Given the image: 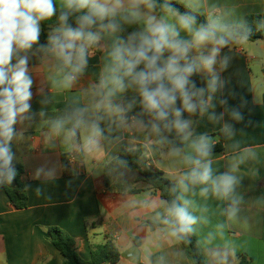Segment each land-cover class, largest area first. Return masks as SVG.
I'll use <instances>...</instances> for the list:
<instances>
[{"label": "clouds", "instance_id": "obj_1", "mask_svg": "<svg viewBox=\"0 0 264 264\" xmlns=\"http://www.w3.org/2000/svg\"><path fill=\"white\" fill-rule=\"evenodd\" d=\"M256 30L264 32V19ZM251 35L234 7L209 0H0V186L18 175L12 142L37 115L46 116L43 107L32 111L35 74L42 77L41 105L64 96L63 109L45 123L68 151L87 156L105 142L141 136L147 152L164 150L178 169L171 198L147 205L158 232L190 243L208 228L200 243L212 264H229L235 245L226 229L244 201L241 166L260 163L261 155L234 139L246 101L234 107L226 98L230 80L222 74L231 57L224 49ZM97 54V70L82 83ZM205 119L230 142L223 145L230 153L224 171L214 154L217 135L197 130ZM214 215L224 219L213 224Z\"/></svg>", "mask_w": 264, "mask_h": 264}, {"label": "crops", "instance_id": "obj_2", "mask_svg": "<svg viewBox=\"0 0 264 264\" xmlns=\"http://www.w3.org/2000/svg\"><path fill=\"white\" fill-rule=\"evenodd\" d=\"M209 3L234 7L236 18L245 20L248 15L258 14L264 19V0H209ZM224 53L231 57L229 68L222 74L230 80L225 90L229 105L240 107L246 101L240 108L244 120L233 122L234 139L241 141L242 146H256L261 155L260 163L241 166L243 182L238 191L244 201L237 219L229 222L226 229L227 238L235 245V253L229 254V264H238L241 255H246L250 264H264V40L237 43L231 51L224 49ZM98 61L99 54L90 61L82 83L97 70ZM32 63H36L35 59ZM34 79L32 111L38 113L43 107L46 116L37 115L30 126L23 128V138L11 145L14 165L24 169L21 181L26 186L28 207L15 209L0 186V264H62L64 257L47 238L49 227H59L68 233L85 261L91 258V247L105 243L109 237L121 254L116 264H192L180 243L158 232L152 221L154 210L147 205L159 204L163 199L148 184L136 183L137 173L123 170L120 180L127 183V189H139L138 193L109 191L105 186L104 166L115 160L122 148H143L140 142L143 137L136 143L105 142L102 151L87 156L68 151L60 138L50 135L45 123L63 109L64 96L56 95L50 103L41 105L42 97L36 88L42 77L34 74ZM45 88L51 95L46 85ZM216 110L222 108L218 106ZM218 127L205 119L197 130L217 135L220 142ZM225 143L230 142L224 140ZM214 154L219 170L224 171L230 153L224 148ZM142 162L149 169L160 170L171 181L178 169L164 150L146 151ZM41 168L43 171L37 174ZM216 203L210 201L213 208ZM223 219L219 215L212 217L213 224ZM208 230L199 228L195 237L208 264H212L209 249L200 243Z\"/></svg>", "mask_w": 264, "mask_h": 264}, {"label": "trees", "instance_id": "obj_3", "mask_svg": "<svg viewBox=\"0 0 264 264\" xmlns=\"http://www.w3.org/2000/svg\"><path fill=\"white\" fill-rule=\"evenodd\" d=\"M173 2L175 3V0H173ZM175 6L180 8L181 11H185L182 5L177 4ZM201 20H203V17H201ZM261 20L262 17L258 14L248 15L245 18L249 27L252 28V35L248 41L258 42L264 40V32L256 30V25ZM46 32L47 28L45 26V31L40 38L41 44L46 42ZM223 144L224 138L221 136V141L217 144L214 152L223 151ZM145 153L146 150L144 148L132 150L122 148L119 156L111 163L104 166V181L106 188L109 191L119 193L127 192L135 194L140 192L139 189L135 188L127 189L125 183L120 180L121 172L123 170H129L138 174L136 183L142 181L148 184L154 192L159 193L163 200L170 199L169 187L172 181L160 170L149 169L147 165L142 162L145 161ZM121 160L126 161V165L121 164ZM63 164L66 167V159L63 160ZM15 167L18 172V175L14 180L16 182L15 186L8 187L5 185L3 187L12 206L17 210H24L28 207L26 186L21 181L24 169L19 165H16ZM46 234L50 243L64 257V262L62 264H116L120 261L121 254L113 239L109 237L105 243L92 246L91 258L90 260L85 261L80 257L74 239L64 230L59 227H49L46 230ZM180 245L186 252L192 264H208L206 255L200 247L195 235L190 238V243H180ZM238 264H250V259H248L246 255H241L238 257Z\"/></svg>", "mask_w": 264, "mask_h": 264}, {"label": "rangeland", "instance_id": "obj_4", "mask_svg": "<svg viewBox=\"0 0 264 264\" xmlns=\"http://www.w3.org/2000/svg\"><path fill=\"white\" fill-rule=\"evenodd\" d=\"M126 179L129 180V181L132 180L131 177H126ZM127 180H126V181H127ZM125 185H126V187H128L127 183H125Z\"/></svg>", "mask_w": 264, "mask_h": 264}, {"label": "water", "instance_id": "obj_5", "mask_svg": "<svg viewBox=\"0 0 264 264\" xmlns=\"http://www.w3.org/2000/svg\"><path fill=\"white\" fill-rule=\"evenodd\" d=\"M16 182L14 181L11 185H7L8 187H14Z\"/></svg>", "mask_w": 264, "mask_h": 264}]
</instances>
